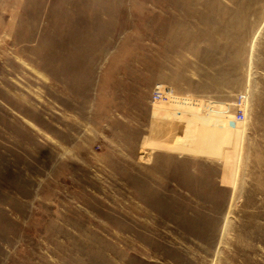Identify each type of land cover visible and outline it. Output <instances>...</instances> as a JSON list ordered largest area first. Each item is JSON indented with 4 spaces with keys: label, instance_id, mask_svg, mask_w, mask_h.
<instances>
[{
    "label": "rangeland",
    "instance_id": "374dc122",
    "mask_svg": "<svg viewBox=\"0 0 264 264\" xmlns=\"http://www.w3.org/2000/svg\"><path fill=\"white\" fill-rule=\"evenodd\" d=\"M0 264H264V0H0Z\"/></svg>",
    "mask_w": 264,
    "mask_h": 264
}]
</instances>
